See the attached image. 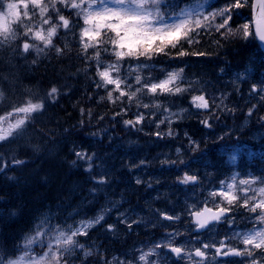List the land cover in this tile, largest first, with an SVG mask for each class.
Returning a JSON list of instances; mask_svg holds the SVG:
<instances>
[{"label":"rangeland","instance_id":"rangeland-1","mask_svg":"<svg viewBox=\"0 0 264 264\" xmlns=\"http://www.w3.org/2000/svg\"><path fill=\"white\" fill-rule=\"evenodd\" d=\"M14 2H18V0H15ZM71 10L73 11L74 16L81 22V32V29L84 27L83 21L75 14V10ZM24 11L25 9L21 7L20 12L23 13ZM198 11L203 12V7L198 8ZM40 26L41 24H38V27ZM43 29L45 28L43 27ZM79 40L81 48L83 49L80 34ZM9 41L10 40L0 43V46L7 45ZM83 51L85 50L83 49ZM89 61L90 59H87V62L95 69L96 85H100L99 87L97 86V88L101 89V96L99 99L100 101H105L108 106L109 113H106V115L112 117L113 122L118 128L123 131L126 129V132H123L124 136L119 134L121 136L119 137L113 132L108 134L109 132L105 133L104 131V133L95 135L94 138H92V141L96 142L94 146H103L101 158H99L97 163L98 169L95 174L94 188L92 187L94 191H88L83 196L80 203L70 212L65 214L56 224L51 225V227H45L42 225V230L47 233V235L43 238V245L37 244L38 250L46 251V244L48 240L55 235L56 229L70 231L69 226L72 228L79 227L82 222L86 223L94 220L97 216L103 215L104 220L99 224L90 227L87 230V235L77 236L75 238L80 244L84 245V248H76L71 254L65 253L66 256L64 255L65 258L63 257L62 264H80L77 261L78 258L82 259V257H90L89 259H91L94 256V251L107 255L104 264H142L139 260V256L150 250L154 252L152 256L147 257L151 264H196L197 262L194 255L190 258L185 254L183 257L175 260L166 250V247L156 248V244L173 245L177 243L176 245L185 249V252H193L191 250V247L194 245L193 242H196V245H199L201 248L203 244L214 245L208 249H203L208 255V258L203 261V264H224L222 261L216 259V248L219 247L220 241L233 244L240 252H243L245 246L242 243L241 238L237 236V233L243 234L253 229V227L261 228L264 227V225L258 223L256 219L260 215L259 209L257 212L253 213L249 208L241 206L246 198L241 189L246 186H241L238 182L240 179H255L257 183L251 185V188L258 189L259 187L264 186V184L260 183V179L264 178V167L262 164H255V167H253L251 163L248 164V167L245 165L237 166L238 163L234 159L236 155L226 154L223 159H209L210 161L206 160L202 163L203 166L214 169L213 173L210 172L208 176H205L199 174V171H197L198 169H192V167L194 168L198 166L193 165L192 162H186L187 164L184 167V170L186 171L184 172V175H194L197 177V181L195 183L183 184V187L180 188L182 191L188 190L189 195L184 197H170L169 190L170 192H172V190L169 188L172 187L169 184H166L165 181L161 184L162 173L160 169L163 168V165L154 164L156 161V155L148 157L145 166V158L142 151H134L135 148L133 147L135 145L132 143L134 140L138 139L142 142L143 137L149 133L148 135H152L157 141L163 143L165 148H171V133L165 128L166 122L168 120H182L185 122L191 119L187 124H190L193 127L196 120L199 119L196 114L198 108L194 106L192 100L193 96L202 94L209 101L212 111L215 109V106L219 105L223 107L225 112L227 110L228 113L229 110L227 108V103L230 104V95L232 93L229 94L225 92L224 94L217 95L210 86H208L207 89V85L197 84L187 79H179L177 81V83L179 82L178 86L184 89L181 93H157L156 95H153L148 93L146 88H143L144 83H159L161 80L166 79L169 73L180 72V69L169 70L168 72H165L162 77L155 78V74L152 71L153 67L149 65L140 64L132 66L129 69H122L120 66L119 76L121 79L125 80L127 84L131 85V88L122 85V89L128 93L135 91L138 87L142 89L131 101H129L127 95L120 97L119 92L113 90V85L104 86L97 74L98 67L100 70H104L108 65L115 63H105L97 57L92 58L91 62ZM112 75L115 77L117 73L113 72ZM137 75L141 77L140 85L136 84ZM185 81H188V83ZM250 82L251 81L248 83ZM248 87H240L234 91V93L238 96L252 97L247 90ZM187 90L192 93L190 100L191 104L182 106L183 110H175L171 105L173 97H181ZM239 90H241L240 93H238ZM109 91L113 92L111 100L108 98ZM257 93L264 96V88L263 90L258 89ZM144 104H148L149 107L144 108ZM14 106H17V104H13V106L6 111L3 110L2 115L3 113L6 114L11 111ZM140 114H143L145 117L140 124H125L126 120L135 121L136 117ZM101 117L103 118V115ZM160 121L164 122L160 123ZM258 121L264 124V117ZM226 124L228 128L235 126L233 123ZM139 133L141 134L139 138L133 136ZM156 133H159V136H157ZM102 137L105 141H102ZM191 144L196 146L199 145L198 142L194 141H192ZM119 146H127L129 148L127 150H117L116 148ZM187 147L188 146H186V148ZM183 149L175 150L177 153L176 157L188 158L191 155ZM167 167L171 168V166ZM119 168L121 170L127 169L128 171L125 170L126 173L132 174L133 177L136 178V181H139L140 184L136 183L137 188L142 183L145 184L144 187H147L148 191H153L150 193L151 196L140 197L141 199H137V202L136 198L126 197L125 194H123L129 192L130 188L133 189L132 187L127 186L126 189H122L118 180H116V183H108V181H105L106 178H103V176L109 175L111 178L114 176L112 172L118 171ZM173 170L177 174L179 173L177 167L173 168ZM101 179L105 181L103 184L98 183ZM173 180L177 183L174 178ZM233 180L236 181V194L239 199L234 202L232 206L239 210L237 211L235 209L233 216L225 220L223 224H220V228L218 226H212L206 233L192 239V236L189 233L191 232V228L187 223V220L190 219V212L192 210H198L203 205L212 208H216L217 205L225 208H233L219 196L213 198L210 195L213 191L226 190L227 184L233 182ZM185 186L186 189H184ZM167 187L169 188L167 189ZM253 195H255V193L251 190L247 194L248 197ZM259 199L260 198L257 197V200ZM254 202L255 201L250 200V206ZM193 205H195V208H192ZM165 214L178 217V219L165 220L163 218ZM237 214L241 216L237 217ZM122 220L124 222H121ZM129 224L132 225L131 228H129ZM241 225L243 227H241ZM109 226H112L111 230H109ZM178 226L179 228H176ZM93 229L95 230L92 232ZM184 229L185 231H183ZM36 230L33 232V235H35ZM130 232L133 234L129 235ZM181 233H184V235L180 236ZM249 248L251 249V246H249ZM86 251L90 252L91 255L85 256L84 252ZM251 251L254 253V258L256 259L257 264H261V262L264 261V250L251 249ZM70 257L74 258L68 263L67 258ZM252 259V257H248L245 254L236 259H232V262L233 264H251ZM95 263L99 264L98 262ZM88 264L94 263L93 261H89Z\"/></svg>","mask_w":264,"mask_h":264},{"label":"trees","instance_id":"trees-1","mask_svg":"<svg viewBox=\"0 0 264 264\" xmlns=\"http://www.w3.org/2000/svg\"><path fill=\"white\" fill-rule=\"evenodd\" d=\"M0 2L5 1L0 0ZM44 2L51 4L52 0H44ZM176 2L180 7L186 5V0H176ZM236 2L237 0H209L210 9L216 8V11H219V5H222L223 9H229L226 15H230L231 18L226 28L217 30L215 21L222 22L223 18L217 16L210 23H205L208 27L213 26L211 30L208 27L206 32V27L195 29L186 39L181 37L176 47L167 46L164 50H171V56L161 55L160 52L151 54V58L125 57L120 61L122 66L130 67L134 64H149L155 67L164 64L167 68L181 66L192 77L198 78L187 68L181 56L176 55L177 50L189 56L201 53L209 65L216 64L215 69L219 74L226 71V65H230L224 56L228 50H231L230 56L234 54L233 45L239 49L237 45L242 48V44L246 42L249 47L254 46L258 52L257 57L259 54L262 55L259 45L257 43L250 45L248 36L243 35L242 25L239 24L238 27L235 22L236 15L241 16V20L250 18L252 0H239L242 5L239 8L234 7ZM56 9L73 22L71 29H65L60 24L56 10L49 7L46 13V16L52 17L53 22L59 25L57 35L52 38V46L61 49L59 53L49 48L45 50L48 57L38 58L33 50L25 53L23 43L29 40L22 34H17L15 39L17 42L14 44L16 48L12 53L10 48L0 49V91L5 95L0 103V109L5 108L15 89H19L25 73L31 78L28 82L23 80L22 91L38 87H46L51 91L55 87L57 91L54 95H60L58 102L53 99L43 109V113L31 115L22 130L21 139L16 138L11 142L0 144L1 164L8 174L0 180V260L5 261V264L8 259H13L21 253L18 249H22L24 239L31 237L38 225L51 227L56 224L80 203L86 192L92 190L96 164L103 152V146L91 145L92 138L97 135L94 134V130L107 129L123 135V131L113 122L112 117L105 114L106 112H103L101 119L96 115V110L100 113L103 109L99 110V104H96L98 91L94 90L95 76L91 65L86 64L78 43L79 21L73 19L70 8L56 3ZM33 11L35 19L32 22L35 24L37 14L35 10ZM112 35L108 33L109 37ZM104 38L102 34L99 39ZM112 49V44L108 42L98 44L87 53L97 56L96 53L99 51V58L115 62L117 59ZM253 50L250 48L251 52ZM22 55L25 59H22ZM47 58L50 59L51 64L46 63ZM5 80L13 81L14 86L11 83L7 84ZM69 96L72 99H69ZM27 101L29 100H25ZM186 101L182 98L181 104H185ZM101 105L105 106L104 103ZM49 114L53 115V120L45 121L43 117ZM75 126L81 130V134L72 136L70 131ZM79 146L91 153L93 162L78 165L67 159V156L71 157ZM253 152L259 157V152H264V149ZM16 160L22 163L16 164ZM182 163L178 166L180 172L184 167ZM131 198H136L137 201L143 197ZM89 258H78V260L80 264H88L89 260L104 264L107 256L96 252L91 259Z\"/></svg>","mask_w":264,"mask_h":264},{"label":"snow or ice","instance_id":"snow-or-ice-1","mask_svg":"<svg viewBox=\"0 0 264 264\" xmlns=\"http://www.w3.org/2000/svg\"><path fill=\"white\" fill-rule=\"evenodd\" d=\"M59 3L65 7L75 10V14L82 19L84 27L81 29L80 37L81 44L85 52L90 47H96L98 44L110 42L113 46V54L117 59V63L108 65L104 70L97 69V74L104 86L113 85L114 91L119 92L120 97L127 95L129 101L133 99L140 92L141 88H136L135 91L130 93L122 89V85L131 88L130 84L119 76L120 65L119 61L125 57H140L145 56L151 58V54L163 52L164 49L171 45L176 47V43L181 37H188L189 33L195 29L204 27L205 23H210L215 20L217 16L224 17L222 22L216 25L217 30L224 29L229 24L230 15H226L229 9L225 8L216 12H212L208 15H204L198 11V8H202L203 4L193 5L187 4L185 7H180V4L176 0H59ZM29 5L33 9H38L42 20V25L35 30L29 27L27 24H23L22 16L26 19H31L30 12L28 11ZM239 0L234 4L235 8L241 7ZM21 7L25 9L23 13L20 12ZM49 7L57 11L60 24L65 29H71L73 22H70L65 15L60 14L56 9V0H52L51 4H47L44 0H8V2H0V43L7 40H15L17 38L16 29L14 25L22 24L26 31L25 36L31 34V38L38 41L48 48L52 45V38L57 35V29L59 25L53 22L52 17L46 16L49 11ZM260 12L255 17V35L261 41L264 42V3L260 4ZM179 9V11H177ZM43 25H48V28L43 29ZM108 33H112L111 37ZM105 37L103 40L99 39L101 36ZM243 35L247 37L249 35V25H243ZM189 42L191 40L189 39ZM31 47L29 42L23 43V51L27 53ZM40 51V49H37ZM57 53L61 49H56ZM97 57L100 55L99 51L96 53ZM180 55H184L183 52ZM183 69H181V72ZM116 72L117 75L113 77L112 73ZM181 72L169 73L166 79L161 80L159 83H144L143 88L147 89L148 93L153 95L159 94H178L184 91L178 86L177 81L181 78ZM136 84H141V77L136 76ZM98 87L100 85H97ZM57 89L53 87L49 95H54ZM253 91H256L253 88ZM3 93H0V97ZM113 92H108V98L111 100ZM194 106L198 109H209V101L204 95H195L192 98ZM43 107L40 102H32L31 100L22 104L21 106H14L13 109L4 115H0V142L6 141L9 138H14L19 135L28 119L33 113L39 112ZM144 108H148V104L143 105ZM15 117L14 119H12ZM144 115L140 114L136 117L135 121L126 120V125L140 124L144 120ZM164 121H160L163 123ZM171 122V121H169ZM207 126V121H204ZM159 136V133H156ZM79 159H85L86 157L81 153H76ZM91 159V157H87ZM16 164L22 163L20 160L15 161ZM4 169L0 168V172ZM197 177L194 175H184L180 183L189 184L195 183ZM103 179L98 183L103 184ZM139 183V181H137ZM239 185L246 186L241 189L245 194V199L241 206L249 208L253 213L260 210V215L256 218L258 223L264 225V186L258 189L251 188V185L257 183L255 179H240ZM260 183L264 184V178L260 179ZM253 191L255 195L248 197L249 191ZM210 195L215 198L219 196L223 201H226L228 205H232L239 197L236 194V181L227 184L226 190L213 191ZM257 197L260 199L257 200ZM255 201L249 204V201ZM207 203V202H205ZM195 208V205L192 206ZM230 208L216 206V210L212 207L205 206L200 210H192L190 212L193 221L198 230L205 229L212 222H220L222 218L226 217V214L230 211ZM165 220L178 219L169 215H164ZM104 220V216H97L94 220L86 223L82 222L79 227L72 228L69 226L70 231L63 229H56L55 235L48 240L46 244V251L42 255L34 254L33 245L44 244V237L47 235L42 230V225L37 226L35 235L25 238V243L22 249H18L21 252L15 259H8L6 264H62V259L65 253L71 254L76 248H84L83 244H80L75 238L77 236L87 235V230L96 224H99ZM121 222H124L123 220ZM131 228V224L128 225ZM112 226H109L111 230ZM237 236L241 238L242 243L245 246L243 252L236 251L229 248L225 255L232 253L236 256L247 255L252 257L251 264H257L254 258V253L251 249L264 250V227L256 228L240 234ZM221 247L216 248V254L220 255L221 248L224 246V241H220ZM214 245L203 244L202 248L197 247L194 252H185V249L172 246L171 244L162 245L156 244V248L167 247L171 253L177 257H181L182 253L200 258L197 264H203L206 257V252L202 249H208ZM251 246V249L249 248ZM154 252L152 250L139 256V260L142 264H151L147 257L152 256ZM85 256L91 255L90 252H84ZM0 264H5V261L0 260ZM264 264V261L261 262Z\"/></svg>","mask_w":264,"mask_h":264},{"label":"bare ground","instance_id":"bare-ground-1","mask_svg":"<svg viewBox=\"0 0 264 264\" xmlns=\"http://www.w3.org/2000/svg\"><path fill=\"white\" fill-rule=\"evenodd\" d=\"M202 0H186V4H193V5H199ZM219 10L223 9L222 5H219ZM252 10V9H251ZM254 10V8H253ZM216 11V8L212 9V12ZM251 13V11H250ZM253 13V12H252ZM254 14V13H253ZM250 14V18L248 20L242 19L241 16L236 15L235 22L236 25L239 27L241 24L243 30V25L248 24L249 25V41L250 45H254L258 42V38L255 35V22H254V15ZM224 18V17H223ZM222 18V19H223ZM221 21H215V24L217 25ZM211 26V25H210ZM205 32L208 26L204 25ZM213 27V26H212ZM212 27H208L209 30H211ZM189 37V36H188ZM187 37H185L186 39ZM234 46V54L230 56L231 50H228L226 53V56H224V59H227L228 63L230 65H226L227 69L225 72H221L220 74L217 73V70L215 69L216 64L207 63V61L201 56V53H195L192 56L189 55H180L181 51L177 50V54L181 56V60L184 62V64L187 66L189 70H191L195 75H197L198 78L192 77L190 74L185 72V76L181 75L182 80H190L191 82L204 84L210 86L212 90L217 94H224L225 92L231 94L230 98L231 100L229 103H227V108L229 112L227 113V110L223 109L222 106H215V109L212 111V107H210L208 110L204 109H197L196 114L198 115L199 119L196 120L195 125L192 127L190 124L185 123L182 120H168L166 122L165 128L170 131L171 133V139H172V145L171 148L167 147L165 148L163 143H160V141H157L152 135H148L147 133L143 137V141L140 142V139L134 140L133 145H135L133 148L134 151L141 150L144 156L145 166L146 161L148 157L155 156L156 155V161L154 164H161L163 165V168L160 169L162 175H161V184L163 181H165L166 184H169L172 188L167 187V189H171L172 192L169 190L170 197H184L186 195H189V191H182L183 184L180 183L183 178L185 165L188 162H192L193 165L198 167H192V169H198L199 174H203L205 176H208L210 172L213 173L214 169L207 168L206 166H203L202 163L206 160L210 161L209 159L218 160L221 158V156L224 153H227L230 151V149L235 150L240 155H243L248 163H251L252 165L255 164H262L264 167V152H259V157L255 155L254 152L249 150L248 148L244 147V144L240 145V142H253L255 140H258L259 142H263L259 146L261 151L264 149V124H262L260 121L261 118L264 117V96L257 93L258 89L264 88V50L261 52V54L257 57V51L254 48V46H250L244 42L242 44V48L237 45L239 49H237ZM244 47V48H243ZM231 48V47H230ZM250 48L254 49L252 52L250 51ZM247 50V51H246ZM13 50H10V53H12ZM171 50H164L161 52V55H169ZM21 54V53H20ZM236 57V58H235ZM256 58L258 60H256ZM22 59H25L22 55ZM47 64H51L50 59H46ZM258 64V66H257ZM230 66V67H229ZM154 74L155 78H160L165 73V66L164 64L158 65L156 68H154ZM219 74V75H218ZM222 76L221 78L219 76ZM31 76H29L28 73L24 74V77H22V83L23 80L30 81ZM7 84H12L14 86L13 81L11 80H5ZM251 81L250 83H248ZM188 83V81H185ZM22 83H20L22 85ZM179 83V82H178ZM177 83V84H178ZM249 87H248V84ZM247 84V85H246ZM19 85V89H15L14 97L12 96L11 100L7 103L4 109H0V114L3 110H7L10 107L13 106V104H17V106H21L25 100H31V101H41L44 109L46 106H48L53 99L58 102L60 95H49L50 90L46 87H38L36 89L30 88L27 91H22V86ZM248 87V91L253 97H243L236 95L234 91H236L240 87ZM194 88V87H192ZM253 88L256 89V91H253ZM183 97L190 101L192 93L191 91L187 90L184 94H182ZM72 97V95H71ZM69 96V99H72ZM96 104H99V110L103 109L102 112L99 113V111L96 110V115L101 119L103 112L108 113V106L105 104V106H102L103 104L98 95L96 97ZM95 101V102H96ZM101 105V106H100ZM179 109L183 110L182 105H178L175 107V110L179 111ZM105 113V114H106ZM208 117V118H207ZM45 121H52L53 115L49 114L45 117H43ZM171 121V122H169ZM204 121H207V126ZM226 123H233L235 126L232 128H228ZM122 130V129H121ZM94 134H101L109 132L107 129H99L94 130ZM123 131V130H122ZM71 135L76 136L78 134H81V130L78 127H74L71 129ZM113 132V131H112ZM126 132V129L123 131ZM115 135L116 134L113 132ZM187 133V134H186ZM140 133L137 135H133L136 138L140 137ZM104 136V135H103ZM131 137V136H130ZM109 140V139H106ZM102 141H105L102 137ZM192 141L198 142L199 145H193L191 144ZM131 143V144H132ZM142 143V144H141ZM91 144L95 145L96 142L92 141ZM99 146V145H97ZM186 146L188 147L186 148ZM129 147H117V150H127ZM185 149L187 152H189L188 158H182V157H176L177 153L175 150L177 149ZM183 149V150H184ZM76 153H81L86 158L85 159H79L76 155ZM69 156V155H68ZM67 156V159H70L71 163L82 165L85 163H91L93 162V157L90 155L88 150L86 148H83L79 146V148H76L74 153L69 158ZM87 157H91V159H87ZM184 160H187L185 163H182ZM207 161V162H208ZM182 163L183 170L179 171V164ZM165 165V166H164ZM171 166V168L167 167ZM98 165L95 168V174ZM178 168V174L177 169L176 172L173 170V168ZM91 169V168H90ZM127 170V169H125ZM125 170H121L119 168L118 171L112 172L114 176L111 178L109 175L103 176V178H106L105 181L114 182L116 183V180L119 181L121 184L122 189H126L127 186L132 187L130 188L129 192H125L126 197H150L151 192L148 191L147 187H144L145 184H141L138 188L136 187V183L140 184L136 181V178L133 177L132 174L126 173ZM128 171V170H127ZM173 178L177 181V183L173 180ZM3 179V175L0 174V180ZM124 181H123V180ZM132 185V186H131ZM137 188V189H136ZM119 189V186H118ZM135 189V190H134ZM186 189V186L184 187ZM132 190H134L132 193H130ZM94 191L93 189L90 191ZM120 194V193H119ZM180 196H178V195ZM122 195V194H120ZM138 202V201H137Z\"/></svg>","mask_w":264,"mask_h":264},{"label":"water","instance_id":"water-1","mask_svg":"<svg viewBox=\"0 0 264 264\" xmlns=\"http://www.w3.org/2000/svg\"><path fill=\"white\" fill-rule=\"evenodd\" d=\"M261 3H264V0H254V10H253L254 22H255V17L260 12V7L259 6H260ZM259 42H261V41L259 40ZM261 44H262V47H263V50H264V42H261ZM202 230H204V229H200L199 231H202Z\"/></svg>","mask_w":264,"mask_h":264},{"label":"flooded vegetation","instance_id":"flooded-vegetation-1","mask_svg":"<svg viewBox=\"0 0 264 264\" xmlns=\"http://www.w3.org/2000/svg\"><path fill=\"white\" fill-rule=\"evenodd\" d=\"M222 248L224 249V248H225V246H223ZM222 248H221V249H222Z\"/></svg>","mask_w":264,"mask_h":264}]
</instances>
